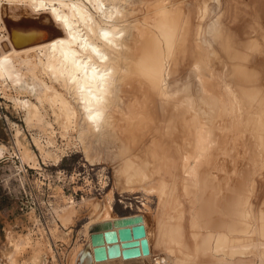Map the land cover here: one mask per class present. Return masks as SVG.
<instances>
[{
  "label": "rangeland",
  "instance_id": "374dc122",
  "mask_svg": "<svg viewBox=\"0 0 264 264\" xmlns=\"http://www.w3.org/2000/svg\"><path fill=\"white\" fill-rule=\"evenodd\" d=\"M134 1L129 6L134 11L129 21L140 20L157 0ZM164 5L168 9L181 8L188 29L185 55L176 59L177 66H170L172 74L168 85L172 93L169 88L168 92L173 102L170 98L167 102L154 99L148 118L135 121L130 129L131 126L120 119L116 128L100 137L83 136L79 130L80 115L76 128L67 130L56 122L47 107L43 124L31 128L24 123V112L16 103L24 99L36 103V100L12 86H0V122L6 133L0 144L8 152L0 157V264H70L77 251L87 247L84 225L90 220L102 219L108 203L115 216L134 214L148 218L155 256L168 246L165 235L161 234L159 238L158 235L171 222H179L181 231L175 236L178 243L171 249L174 247L175 256L186 252L188 260L184 264H259L258 256L262 250L258 244L264 240L258 235L261 228L258 214L264 212V118H261L264 107V0H164ZM199 10L203 11V16ZM47 12L32 13L24 3L0 0V19L3 21L32 20L59 31ZM4 34L2 31L1 35ZM18 63L20 68H25L20 60ZM198 66L200 70L197 72ZM235 66L242 71L235 74ZM200 84L202 92L199 95ZM242 88L254 90L257 94L250 116L258 115L262 120L260 124L257 122L259 125L247 115L249 102L243 97ZM198 95L202 102H199ZM175 97L189 100L187 116H193L197 121L193 131L205 137L198 154L197 149L193 155L186 154V170L182 168L183 161L180 163L175 157V149H171V154L173 152L178 159L175 160L178 163L175 169L180 180L173 193L174 199L168 204L169 183L160 184L154 179L147 189L143 187L145 190L138 185H129L125 182L124 165L127 154L130 161L134 160L131 161L133 166L143 160L151 162V155L155 154L151 139L156 132L157 140L165 132L173 106L176 110L170 113L178 111L179 102ZM12 125L19 130V145ZM144 125L146 128L141 129ZM125 130L129 132L124 133ZM132 137L133 142L130 141ZM37 145L43 148L42 151ZM17 146L21 147L18 149ZM23 148L33 154L37 160L35 164H23L18 159ZM45 150L49 155L44 158L41 154ZM155 166V163L151 164L150 170H156ZM184 184L189 191L185 190ZM229 189L233 191L229 192ZM243 203H248V210L253 212L249 211L255 229L250 242L241 244L246 247L237 248L241 254L229 259L221 253L213 254L211 249L199 247L201 250H197V245L216 234L215 228L217 232L221 230L217 227L221 220H226L225 213L230 205L241 207ZM69 206L73 208L68 213L65 208ZM65 214H70L66 225L63 224ZM171 216L181 217L179 221L169 220ZM26 235L30 238V247L10 259L13 243Z\"/></svg>",
  "mask_w": 264,
  "mask_h": 264
},
{
  "label": "bare ground",
  "instance_id": "6f19581e",
  "mask_svg": "<svg viewBox=\"0 0 264 264\" xmlns=\"http://www.w3.org/2000/svg\"><path fill=\"white\" fill-rule=\"evenodd\" d=\"M7 1L24 3L32 13L47 10L52 23L59 29L58 31L45 23L32 20L7 23L0 19V86H12L18 89L19 93H24L36 100V103H32L28 99L18 100L16 103L24 112L23 121L28 127L32 128L35 124L44 122L45 109L48 108L62 128L67 130L76 128L77 119L81 117L79 130L82 135L100 137L104 132L115 127L120 119H124L131 126L129 129L134 127L135 121L143 117L148 118L149 109L153 107L154 99L158 98L161 102H167L170 98L171 94L169 93L171 91L168 85V78L169 76L171 78L172 74L170 66H177L176 59L185 55L188 35L186 16L178 6L168 9L164 5V0H157L149 6L143 16L141 15L140 20L129 21L134 12L129 6L135 2L134 0ZM199 12L200 14L203 13L200 10ZM46 21L50 23L49 19ZM12 29L29 33L32 40L25 45L22 42L17 43L18 45L13 44L11 40ZM2 31H5L6 35H1ZM19 60L25 68H20ZM197 65L199 64H195V66ZM196 70L198 72L200 67L198 66ZM233 70L235 74L242 71L238 66L233 67ZM168 88L170 92H168ZM201 92L200 84L197 93L200 95ZM242 93L249 102L247 115L252 120L254 119L255 124L257 122L260 124L261 118H264V107L261 118H258V115L257 117L250 116L252 103L256 101V92L251 89H243ZM199 95L200 99L198 100L202 102ZM176 99L179 102V109L176 107L178 111L170 113L175 109L170 98L172 102L169 103L174 109L169 112L168 124L165 127L163 125L165 132L161 133V137L159 135L158 140L156 139L157 132L151 139L152 149L155 152L151 155V162L143 160L133 166L134 160L131 159L133 161L131 162L128 159V154L127 159L125 157L126 162L123 160V163L125 162L124 171L127 173L125 174L126 179H124L127 184L138 185L142 189L146 186L145 189H147V185L151 182L153 184L154 179L160 184L169 183L168 204L172 203L173 193L180 180L176 173L175 168L178 163H175V160L180 159V163L183 161L182 165L184 166L182 168L186 170L188 168L186 154H192L196 149V154H198L200 151L198 148L203 145V138L205 137L204 134L196 130L193 131V126L197 125V121L193 116H187L189 100L180 97ZM243 106L245 107V103ZM78 115H80L79 118H77ZM12 127L16 133L14 134L16 144L19 145V130L16 125H12ZM145 128L144 125L141 129ZM174 129L176 131H173ZM128 130H125L124 133L129 132ZM118 139L122 141V138ZM130 141L133 142L134 137ZM13 144L15 143L13 142ZM17 147L19 149L21 146ZM39 148L38 150L42 151L43 148L41 149V146ZM171 149H175L177 155L175 157L178 159L172 155L173 152L171 154ZM24 150L20 155L17 154L18 159L23 164L24 162L28 165L35 164L37 160L35 161L33 154H29V150V152ZM6 153H8L6 148L0 144V157ZM42 153L44 158L49 155L46 150ZM196 154L195 156L198 157ZM85 157L89 158L86 155ZM153 163L157 169L151 171L150 165ZM181 183L183 184L182 181ZM187 184H184L185 188ZM187 188L185 190L189 191ZM230 189L229 192H232L233 190ZM218 190L221 191V188ZM147 191L149 192V190ZM247 204L243 203L241 207L231 204L230 209L227 207L229 211L226 210V213L224 211L227 218L225 221H223L224 219L221 220L217 227L221 230L217 232L218 229L215 228L216 234L210 235L200 243L201 246H199L200 244L197 245L196 249H211L213 254L221 253L229 259H232L236 254H241L237 248L244 249L246 247L241 244L250 242V237H252L255 229L251 224V213L253 212L248 210ZM72 208L73 206H69L65 208V211L69 213L68 210ZM104 210L105 215L102 219L90 220L84 225L87 247L77 251L70 264H153L155 259H159L163 264H184L188 260L186 252L175 256L172 250L174 247L171 249V246L178 243L175 236L179 235L181 231L179 222L174 224L171 222L168 227L163 229V233L158 235V238L161 234L165 235L168 246L164 247L165 250L160 255L155 256L152 253L151 230L146 216L134 214L127 217L115 216L110 203L104 207ZM70 214H65L67 217L63 224L69 221ZM222 214L223 212L221 216H223ZM258 215L261 223L258 235L264 239V212H260ZM180 217L171 216L169 220L179 221ZM258 246L262 250L258 256L259 264H261L264 259V240ZM12 247L14 249L13 254L9 256L10 259L30 247L29 236L26 235L13 243ZM36 248L39 249L40 247L37 246ZM244 255L243 257L246 258Z\"/></svg>",
  "mask_w": 264,
  "mask_h": 264
},
{
  "label": "water",
  "instance_id": "95a60500",
  "mask_svg": "<svg viewBox=\"0 0 264 264\" xmlns=\"http://www.w3.org/2000/svg\"><path fill=\"white\" fill-rule=\"evenodd\" d=\"M11 40L13 44L22 42L24 45L29 43L32 38L29 33L18 32L14 29L11 30ZM18 45V44H17Z\"/></svg>",
  "mask_w": 264,
  "mask_h": 264
},
{
  "label": "crops",
  "instance_id": "0c3cea01",
  "mask_svg": "<svg viewBox=\"0 0 264 264\" xmlns=\"http://www.w3.org/2000/svg\"><path fill=\"white\" fill-rule=\"evenodd\" d=\"M5 130L4 128L2 127V124L0 122V141H3L2 139L4 138V136L6 135V133H4Z\"/></svg>",
  "mask_w": 264,
  "mask_h": 264
},
{
  "label": "built area",
  "instance_id": "2783aa9c",
  "mask_svg": "<svg viewBox=\"0 0 264 264\" xmlns=\"http://www.w3.org/2000/svg\"><path fill=\"white\" fill-rule=\"evenodd\" d=\"M0 110H1V108H0ZM156 258V257H155ZM153 264H163L162 262H160V260L159 259H155L154 261H153Z\"/></svg>",
  "mask_w": 264,
  "mask_h": 264
}]
</instances>
